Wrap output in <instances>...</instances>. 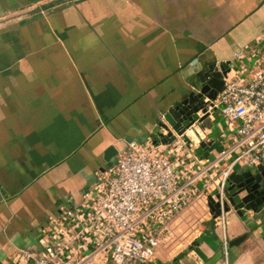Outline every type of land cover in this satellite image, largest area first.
I'll use <instances>...</instances> for the list:
<instances>
[{"label": "crops", "instance_id": "1", "mask_svg": "<svg viewBox=\"0 0 264 264\" xmlns=\"http://www.w3.org/2000/svg\"><path fill=\"white\" fill-rule=\"evenodd\" d=\"M262 36L264 0H0V264L38 248L47 216L80 199L107 147L155 140L201 64L238 65ZM225 125L216 111L201 127L216 139ZM203 216L192 244L158 264L220 250L214 264H264V210L228 212L226 255L222 226Z\"/></svg>", "mask_w": 264, "mask_h": 264}, {"label": "built area", "instance_id": "2", "mask_svg": "<svg viewBox=\"0 0 264 264\" xmlns=\"http://www.w3.org/2000/svg\"><path fill=\"white\" fill-rule=\"evenodd\" d=\"M255 48L248 44L235 53L240 64H229L223 89L205 98L208 104L181 134L172 130L171 143L149 138L117 149L112 165L95 172L78 201L67 198L47 216L38 248H22L3 264H158L172 222L208 196L219 203L213 219L222 226L226 255V216L234 209L229 176L264 164V46ZM216 111L235 131L221 136L222 150L213 158L212 152L199 158L194 149L214 140L201 125Z\"/></svg>", "mask_w": 264, "mask_h": 264}, {"label": "water", "instance_id": "3", "mask_svg": "<svg viewBox=\"0 0 264 264\" xmlns=\"http://www.w3.org/2000/svg\"><path fill=\"white\" fill-rule=\"evenodd\" d=\"M230 61L201 64L200 68L194 72L196 85L192 86L187 94L162 113L163 119L157 124L155 133V142L171 143L175 136L172 130L181 134L197 118V112L208 104L205 98L213 100L223 89V77L229 71ZM205 118V115L201 117ZM164 131L166 133H164ZM186 142L189 139L184 136ZM221 137L212 142L205 143L201 141L194 149L199 158H206L212 150L221 151ZM117 148L113 145L107 147L104 151V161L106 166H111L112 158L116 155ZM103 167L102 169H104ZM227 195L230 205L238 212L240 216L244 211L261 212L264 210V164L258 166L255 170H236L230 174L228 179ZM207 206L214 217L220 214L218 201L212 196L207 197ZM230 207L225 205L224 210L228 211ZM244 239V235L236 237L229 241L228 246L239 244ZM222 255V251H217L204 264H214Z\"/></svg>", "mask_w": 264, "mask_h": 264}, {"label": "rangeland", "instance_id": "4", "mask_svg": "<svg viewBox=\"0 0 264 264\" xmlns=\"http://www.w3.org/2000/svg\"><path fill=\"white\" fill-rule=\"evenodd\" d=\"M222 122L223 119L221 117H216V119L211 123L213 134L218 132L217 125H221ZM234 131L235 124H226L224 136L230 135L234 133ZM211 152L210 156L213 158L215 154H217V151L212 150ZM206 214L207 208L201 203L195 205L194 208L191 207L182 212L178 218L172 222L170 227L171 233L164 237L161 241L157 254L159 259H162L163 261H171L173 257L186 250L195 240L197 229H199L200 225L199 223L201 222V219H203V215Z\"/></svg>", "mask_w": 264, "mask_h": 264}]
</instances>
